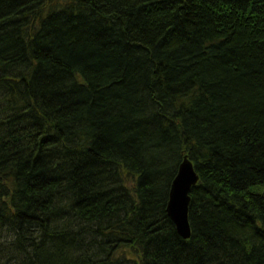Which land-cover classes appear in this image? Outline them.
Here are the masks:
<instances>
[{"label":"trees","instance_id":"1","mask_svg":"<svg viewBox=\"0 0 264 264\" xmlns=\"http://www.w3.org/2000/svg\"><path fill=\"white\" fill-rule=\"evenodd\" d=\"M0 264H264V0H0Z\"/></svg>","mask_w":264,"mask_h":264},{"label":"water","instance_id":"2","mask_svg":"<svg viewBox=\"0 0 264 264\" xmlns=\"http://www.w3.org/2000/svg\"><path fill=\"white\" fill-rule=\"evenodd\" d=\"M199 183L194 164L188 156L183 158L169 195L167 214L175 224L178 234L185 240L191 238L189 222L190 194Z\"/></svg>","mask_w":264,"mask_h":264}]
</instances>
